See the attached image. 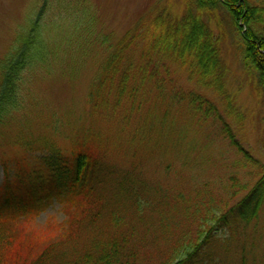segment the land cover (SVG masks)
Returning a JSON list of instances; mask_svg holds the SVG:
<instances>
[{
    "label": "trees",
    "instance_id": "1",
    "mask_svg": "<svg viewBox=\"0 0 264 264\" xmlns=\"http://www.w3.org/2000/svg\"><path fill=\"white\" fill-rule=\"evenodd\" d=\"M45 4L46 0L42 7ZM42 7L26 29L17 32L10 50L13 54L0 62V124L19 106L21 74L39 58ZM228 61L236 62L255 92L263 95L264 0H162L138 15L110 46L90 84L89 132L81 127L69 156L57 150L44 151L38 178H31L27 169L19 167L13 172L16 184L0 188V243L13 235L7 228L11 220L22 221L39 213L33 184L45 176L50 187L45 185L48 191L43 205L52 199L59 201L65 219L58 238L48 240L28 264H226L225 260L236 255L234 243L229 242L238 223L245 229L257 220L264 205V166L245 155L259 168L260 178L254 186H241L245 196L229 207L219 194L212 200L201 199V187L196 182L186 188L181 185L182 193L166 198L174 205L173 216H166L158 201L148 199L152 192L142 181L145 173L139 168L147 162L135 161L134 165L129 159L120 165L105 155H95L92 134L96 133L93 126L97 114L115 115L124 99H132L129 111H133L136 91L145 86L147 91L154 88L165 106L162 115L159 110L146 112L150 135L167 125L175 128L177 121L169 119L167 110L181 105L196 120L212 118L215 131L242 155L243 149L217 106L203 96L214 92L228 103ZM175 66L186 72L191 84L185 93L165 88V82L170 81L169 70ZM131 84L137 86L131 89ZM130 121L122 119L115 125L127 126ZM2 168L8 178L9 163L3 162ZM205 182L202 185L209 186ZM20 185L27 189L23 194L18 192ZM189 190L192 197L186 194ZM218 229L226 236H218ZM215 241H220L219 250L214 249ZM240 257L235 264H245L242 254Z\"/></svg>",
    "mask_w": 264,
    "mask_h": 264
},
{
    "label": "rangeland",
    "instance_id": "2",
    "mask_svg": "<svg viewBox=\"0 0 264 264\" xmlns=\"http://www.w3.org/2000/svg\"><path fill=\"white\" fill-rule=\"evenodd\" d=\"M44 1L0 0V62L13 54L10 50L17 32L26 29ZM159 1L162 0H46L39 20V58L21 74L19 106L0 124V188L16 184L13 172L19 167L27 169L31 178H38L44 151L70 155L81 127L88 131L92 110L87 94L110 46L135 23L138 15ZM228 65V103L214 92L202 95L215 103L243 149L242 155L229 146L220 131H215L212 118L196 120L181 105L174 104L167 110L169 119L177 121L175 128L167 125L150 135L144 120L146 112L159 110L162 115L165 107L154 88L137 89L133 111H129L132 99H124L115 115L97 114L94 118L95 155H105L120 165L129 159L134 165L147 162L139 168L145 173L142 181L152 192L148 199L158 201L156 204L166 211V216H173L174 205L169 200L182 193L181 185L186 188L196 182L201 187V199L212 200L219 194L229 207L245 196L246 190H241V186H254L259 181V168L251 159L264 166V93L255 92L236 62L228 61ZM169 72L171 82H165L168 91L190 89L185 71L175 66ZM122 119L131 121L127 126L115 125ZM246 154L251 157L248 161ZM3 162L9 163L8 178L4 176ZM43 178L33 184L39 213L34 218L9 222L11 228H7L13 235L0 243V264H28L48 240L58 238L65 215L59 201L52 199L43 205L46 187H50ZM204 181L209 186L202 185ZM172 183L177 184L175 188H171ZM26 191L20 185L18 192ZM191 193L189 190L186 194L192 197ZM258 212L257 220L253 219L245 229L238 223L229 242L234 243L236 255L225 260L226 264H235L241 254L245 264H264V205ZM218 230V236H226V232ZM219 242H213L217 244L215 250H219Z\"/></svg>",
    "mask_w": 264,
    "mask_h": 264
}]
</instances>
